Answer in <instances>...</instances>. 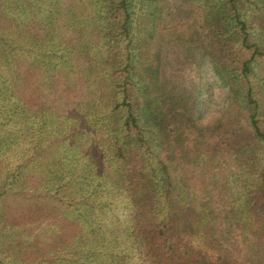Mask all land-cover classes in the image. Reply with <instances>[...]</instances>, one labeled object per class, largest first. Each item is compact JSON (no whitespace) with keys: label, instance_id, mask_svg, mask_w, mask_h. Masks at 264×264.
Segmentation results:
<instances>
[{"label":"trees","instance_id":"1","mask_svg":"<svg viewBox=\"0 0 264 264\" xmlns=\"http://www.w3.org/2000/svg\"><path fill=\"white\" fill-rule=\"evenodd\" d=\"M150 1L152 24L139 26L135 0H97L101 43L86 41L77 48L78 43L73 52H66L65 42L57 44L48 28L32 32L30 22L0 25V113L8 114L0 131L6 123L21 127L30 117L40 129L49 115L60 114L73 120L62 132L69 147L95 139L102 129L110 146L96 157L89 153L93 157L83 170L98 179L97 186L75 167L60 168L55 195L73 212L87 207L72 217L83 226L96 224L88 218L92 209L113 210L121 198L126 236L142 264H264V86L260 92L254 81L264 45L247 18L251 0H180L165 9L164 0ZM159 23L167 33L155 41ZM72 53L78 54L77 64ZM17 56L44 70L63 66L85 77L88 92L101 82L102 93L71 111L30 110L10 80L18 72ZM190 70L196 75L187 74ZM208 77L219 83L218 106L205 97ZM2 79L11 84L1 87ZM13 133L19 137L18 130ZM17 140L24 160L5 168L9 182H3V193L19 181L38 149ZM235 166L253 174L237 204L229 195ZM100 186L103 204L95 196ZM105 230L102 242L123 239L114 235L115 225Z\"/></svg>","mask_w":264,"mask_h":264},{"label":"rangeland","instance_id":"2","mask_svg":"<svg viewBox=\"0 0 264 264\" xmlns=\"http://www.w3.org/2000/svg\"><path fill=\"white\" fill-rule=\"evenodd\" d=\"M96 1L25 0L22 4L17 0H0V25L15 26L30 22L28 26L32 32H44L41 28H46V30L48 28L57 44L65 42L64 46L68 48L66 52L77 50L86 41L98 46L101 42L99 32L96 30L98 25L96 18L100 8L96 5ZM179 1L164 0L166 4L164 9L169 4ZM152 2L135 0V10L137 17L139 16L136 23L139 26L152 24L150 15L148 16L152 10L150 5L155 3ZM245 11L255 39L264 45V0L249 1ZM157 28L155 41H159L161 33H167L163 29V24L159 23ZM163 49L166 52V45H163ZM71 55L75 59L74 63L77 64L78 54L72 53ZM15 61L14 69L18 72L17 74L10 73V80L12 85H15L16 91L23 96L24 106L30 110L53 107L60 112L71 111L74 107L76 108L77 103H84L89 97H99L102 93L101 82L96 89L92 88L91 91L89 89L88 92L86 78L63 66L55 68L54 65H50L49 70H44L38 62L35 63L30 58L17 56ZM172 66V63L168 64L167 73ZM255 69L254 81L257 89L263 92L264 58L256 62ZM187 74L195 76L196 72L190 70ZM2 80L1 87L9 85V80ZM206 83L208 91H205V97L209 98L208 105L218 106L223 98L219 83L210 77ZM0 94L4 95L2 88ZM101 97L102 100L106 98L103 95ZM5 113H0V123L7 122L8 114ZM64 118L65 116L60 114H51L47 118L48 125L44 124L42 128H36V130L33 128L31 117L23 120L24 125H20L21 127H13L11 123H6L1 127L0 264H142L137 250L126 236L123 216L125 209H123L122 202L120 203L121 198H116L112 205L113 210L110 207L101 206L92 209L93 214L90 210L91 215L89 214L88 218H94L97 221L96 224H92L93 226L86 223L83 226L78 220L72 218L87 207L81 205V209L73 212V208L56 198V185L54 184L59 180L60 168L66 171L75 167L78 174L88 175V181L92 183L91 187L97 186L98 179L92 178V180V176L83 170L90 157H93L89 153L96 157L99 152L105 153L110 146V138L101 129L95 139L89 137L82 143L77 141V145L70 144L71 146L68 147L67 143L70 141L64 142L62 132L73 125L71 122L73 120ZM13 124L16 123L13 122ZM14 130L16 132L18 130L19 137L27 141L24 148H33L35 144L38 149L34 150L33 162L19 175V181L9 186L3 193V182H6L8 178L5 168L24 160V158L21 159L24 150L19 146L17 140L19 137L13 133ZM41 134L44 138L39 141ZM61 164L62 167L57 166ZM67 174L70 176L69 173ZM111 174L112 172L107 170L104 179L109 181L108 175ZM68 175H66L67 178ZM252 176L253 174L245 167L235 166L231 169L229 180L234 192L229 195L230 200L235 201V204L242 196V188L251 185ZM199 183L201 184L200 181ZM102 188L100 186V193L94 195L99 198L103 196L105 199ZM103 198L97 201L101 203ZM84 212L89 213V211ZM113 212L121 217L122 222L119 223L115 215L112 216ZM100 225L106 226L104 230L100 229ZM107 225H115L114 235L122 236L123 239L114 242L106 239L102 242L100 237L104 236Z\"/></svg>","mask_w":264,"mask_h":264}]
</instances>
